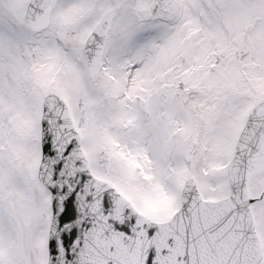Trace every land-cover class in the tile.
I'll return each instance as SVG.
<instances>
[{
    "label": "snow or ice",
    "instance_id": "obj_1",
    "mask_svg": "<svg viewBox=\"0 0 264 264\" xmlns=\"http://www.w3.org/2000/svg\"><path fill=\"white\" fill-rule=\"evenodd\" d=\"M0 264H264V0H0Z\"/></svg>",
    "mask_w": 264,
    "mask_h": 264
}]
</instances>
